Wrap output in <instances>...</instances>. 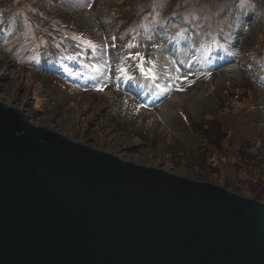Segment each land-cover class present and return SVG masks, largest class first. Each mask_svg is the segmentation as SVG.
Instances as JSON below:
<instances>
[{
    "label": "rangeland",
    "instance_id": "374dc122",
    "mask_svg": "<svg viewBox=\"0 0 264 264\" xmlns=\"http://www.w3.org/2000/svg\"><path fill=\"white\" fill-rule=\"evenodd\" d=\"M129 1L0 0V102L21 110L35 126L122 161L264 202V79L254 71L264 63L262 14L240 12L224 43L227 55L201 61V53H191L194 44L184 53L167 38L174 22L184 27L178 42L194 36L190 22L197 32L205 24L222 36L225 24L214 19L222 0H177L170 9L161 0ZM153 7L167 13L157 19ZM145 23L165 36L159 51ZM73 36L97 48L81 45L77 51ZM129 42L152 61L159 56V79L152 82L134 62L122 61L132 51L125 47ZM78 52L84 56L67 61L51 55ZM118 65L132 79L121 76ZM156 84L168 91L158 94ZM100 85L103 91L96 90ZM212 119L221 128L215 145L202 135Z\"/></svg>",
    "mask_w": 264,
    "mask_h": 264
},
{
    "label": "water",
    "instance_id": "95a60500",
    "mask_svg": "<svg viewBox=\"0 0 264 264\" xmlns=\"http://www.w3.org/2000/svg\"><path fill=\"white\" fill-rule=\"evenodd\" d=\"M0 264H264V202L122 161L0 102Z\"/></svg>",
    "mask_w": 264,
    "mask_h": 264
},
{
    "label": "trees",
    "instance_id": "16d2710c",
    "mask_svg": "<svg viewBox=\"0 0 264 264\" xmlns=\"http://www.w3.org/2000/svg\"><path fill=\"white\" fill-rule=\"evenodd\" d=\"M127 1L130 3L129 0H127ZM161 1H162L163 7H166L168 9H170V7H176L177 8V6L179 5V3L177 4V0H170V1L161 0ZM222 2H223V4L220 7L218 15H216L214 17V19L218 20V22L225 24V26L221 29L222 31H225L224 34H222V36H220L221 34H217L215 28H212V27L206 28L205 24H202L201 29L197 32L194 29V27L192 26V22H190L189 23V29L191 30V33L194 36L193 37L187 36L186 38H183V36H182L178 42V37L183 35L184 27H179V23L174 22L175 27L173 28L172 35L170 38H167V39H170L171 44H174L176 49H178V48L184 49V53L191 52L189 46L194 44V51L191 53H195V52L201 53L202 54L201 61H208L210 58L216 60L219 57V55H227V50L224 47V43L227 41V39H229L231 32L233 31V29L237 25L238 14L240 12H243V11H245V12H259L264 17V9L262 8L263 6L261 5L259 0H222ZM197 5L201 6L199 3ZM153 9L156 10L157 12H159L158 15H153L157 19L161 18L164 14L167 13V11H165L162 8L156 9L153 7ZM195 12H198V11L195 10ZM196 15L201 16V14L199 12L196 13ZM195 18H193V19H195ZM143 19H145V18H143ZM210 24L213 25L212 23H210ZM144 26L147 27L149 30H152L154 32L156 30L151 25V23H145ZM145 31L146 30H143L142 33H147ZM213 34H217V36H220L221 42L218 39H216L217 36L215 38L211 37V35L213 36ZM163 37L165 38V36L163 34H161L160 32H155L153 34V38H154V40H156L155 42L157 43V47H158L157 51H159V48L161 46V42L159 41V39L166 41V38L163 39ZM171 39H174V40H171ZM73 46L75 48L77 47V51L81 50L84 47V46L81 47V44H78V43H73ZM65 50L67 52V49H65ZM219 50H220V54H219ZM94 53H95L94 54L95 58L99 59L98 56L100 55V50L97 49ZM51 55L55 59H58L61 57V55L56 54V53H52ZM181 55H184V54H181ZM78 56H84V53L78 52L76 54H68L67 57H68V60L69 59L75 60V59H77ZM263 57H264V53H263ZM157 58L159 59V56L155 57L154 62L157 61ZM82 63L84 64V62H82ZM254 71L260 79H262V80L264 79V63L262 64V66L254 68ZM159 76L160 75H157V73H156L157 78L152 80V82L159 79ZM156 85H154V91L157 92L158 94H163L164 92L161 91V88H165V86L164 87L160 86L159 90H156L158 88ZM208 122H209V125H204V128H206V126H207V128H206L207 130L205 132H203L202 135H205L204 138H205L207 143L210 141L212 145H215L219 142V139H220V133L219 132L221 131V128H219V124L213 119L208 120ZM198 124H201V121L198 122ZM212 127H214L216 132L213 129H211ZM211 130H213V131H211ZM207 132L210 133L212 136H208Z\"/></svg>",
    "mask_w": 264,
    "mask_h": 264
},
{
    "label": "snow or ice",
    "instance_id": "6c2138e0",
    "mask_svg": "<svg viewBox=\"0 0 264 264\" xmlns=\"http://www.w3.org/2000/svg\"><path fill=\"white\" fill-rule=\"evenodd\" d=\"M73 39L77 41L78 44H81L82 46L91 48V49H96L97 45L94 44L92 41L87 40L83 38L82 36H73ZM115 39V38H114ZM135 40V37L133 38V41ZM127 49H132V51L128 52L123 58L122 61L127 62V61H132L133 66L138 70V72L145 77L146 79L154 80L156 79V73H155V67H154V61L151 59L146 58L142 53L139 51H135L134 49L136 48V44L134 42H129L128 45L125 46ZM153 47H157L156 45H153ZM106 63V62H105ZM86 67H89L90 70L95 73V74H100L101 73V68L97 66V64H90L87 65ZM117 71L121 74V76L127 78V79H132L131 76H129L125 70L124 67L117 66ZM183 79H187V77H183ZM158 88L160 87L158 84L156 85ZM104 85H100L97 87L96 90L98 91H103L104 90ZM178 90H183V89H178ZM162 92L168 91L167 88H161ZM139 107V106H138Z\"/></svg>",
    "mask_w": 264,
    "mask_h": 264
},
{
    "label": "bare ground",
    "instance_id": "6f19581e",
    "mask_svg": "<svg viewBox=\"0 0 264 264\" xmlns=\"http://www.w3.org/2000/svg\"><path fill=\"white\" fill-rule=\"evenodd\" d=\"M68 55H63V56H61L60 58H61V60H63V61H67L68 60V57H67ZM1 100V99H0ZM29 123L31 124V125H33L31 122H30V120H29ZM33 126H35V125H33ZM36 127H38V126H36Z\"/></svg>",
    "mask_w": 264,
    "mask_h": 264
}]
</instances>
